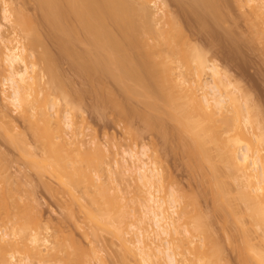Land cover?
Masks as SVG:
<instances>
[{"label":"bare ground","instance_id":"1","mask_svg":"<svg viewBox=\"0 0 264 264\" xmlns=\"http://www.w3.org/2000/svg\"><path fill=\"white\" fill-rule=\"evenodd\" d=\"M203 1L205 2V0ZM259 1L258 0H248V3L251 6V10H253L252 13L254 12L253 14L257 15V11H262L260 14L264 15V0L262 1V3H260ZM34 2L37 3L36 6H38L39 11L42 12L41 14H43L42 17H44L45 21L50 25L53 32L54 33L56 32L58 36L60 35L59 40L61 38L60 41L61 42L63 41L62 43L65 44L62 46L64 47L67 45L66 47H68V49L65 47V50H67V52L69 53V51L71 50L69 49L70 48L69 46H71L72 48H75L77 46L75 49H73L74 51L76 50L77 52L76 51L74 52L73 50H71V52L72 53L74 52L73 59H76V61L79 60L78 61V63L80 62L79 66H82V68H84L83 70H86V72L88 71V73L90 75L92 74L93 76H95L96 74L98 76L108 75V77L110 76L116 81L115 84L118 83L119 85H123L124 87L127 85L126 83L130 81L129 82L130 84L128 83V85H131V83L132 84L134 83L136 84V87L138 89L143 90V91H140L137 88H134L135 85L134 86L131 85L133 90L130 87H126V89L128 88V90L132 91V92L129 91V93L131 92L130 94H132V96L134 94L136 95L137 100L138 99L143 100V102L141 101L140 103L141 104L143 103L144 105V102H145L146 103L145 106L147 105L148 109H150L149 112H144L146 116L144 115L143 111L140 112L139 110L140 115L142 113L144 115V116L141 115L142 117L139 116V112H137L136 107H131L136 110V111L135 110L133 111L135 113L137 112L138 117L144 120V122L147 123L148 125L150 126L152 125L153 127L154 125L156 126L158 124V126H160L158 129L159 130L158 133H160V130L162 129V127L164 129V126H161V124L164 125L165 122L163 119H161L160 116H158V114L156 115V112L159 106L165 108L166 105H169V109L166 107L169 110L167 114L169 118L172 119L171 121L173 122V125L174 124L176 125L175 127L170 126V128H168L169 127L168 125L167 129L165 128L166 130L164 129V131L170 130L171 133L165 132L164 134H172V131H173V134L175 135L172 134L170 139L173 138L175 141L178 139L177 142L183 146V147L178 146V149L179 147L183 148L182 150L181 149L180 150L181 151L184 150L183 153H185L188 156L187 157L184 154L188 159L191 158L188 161L190 166L191 165L193 166V163H194L192 160L193 158L194 159L196 158V160L199 159L197 161L194 160L195 161L194 166L196 167L197 163L199 165L197 166L198 168H196L195 170L198 169L199 173H201V176L203 175L202 176V178H204L203 180H205L207 183L210 182L209 184H211L214 190L217 187L219 188L220 186V188L219 189L217 188L218 190H215V191L217 192L218 197L221 196V198H224L225 201L223 203L221 198L219 199L217 198V199L221 201L220 204L222 205L226 203V205L222 207L223 209L224 208L227 209L231 216L237 215V214H234V212L235 213H238V212L234 211V210H237L236 206L233 205L234 202L233 204L232 202H229V200H232L231 197L233 195L229 199H227L230 195V193L229 192L227 193V191L230 190V188L226 189V186H227V183L230 184L229 181L232 180L231 177L234 175L233 177L235 178L236 181L234 180L232 181L240 184L239 185L240 187L238 186L239 190L243 189V194H241L240 197H239L240 192L239 190L237 191L239 193H237L238 196L236 198L237 199L238 197L239 199L241 198L240 200L238 199V202L241 200H244L243 203L244 202L246 203V204L244 203L245 204L244 206H247V207H244V209L246 208L247 210H244V212L246 211L245 214H247V211H248L247 216L250 218L249 223H251L250 224L251 229L253 228L252 231L260 232V236L255 235L256 233L252 235L254 232H252L249 229L250 230V233H249V230L247 229L248 231L247 234L250 235L252 233L249 236V235H246V232L244 233V231L241 229L242 230L241 233H243L242 235L245 240L244 242L245 243L249 242L248 243L249 245L245 244L244 246L245 248L244 247L243 248L246 249V251L250 248L247 251L248 254H246V256H250L249 259H247L248 257L244 256L245 253H243V251L245 250H243L242 252L241 250H239L241 252V255L244 254L242 256L246 258V260H244L243 259L244 257H242L243 260L241 261L242 262L244 261L243 264L247 260L249 262L247 261L246 264H264V252L262 249L264 248V167H263V164H261L262 159L260 156L261 155L260 153L262 151L261 147L264 146L263 139L260 137L258 141L255 140L257 141V145L255 146V143L253 140L255 139V136L251 131V128H252L251 121L252 120L249 115L250 114L249 111H247V108H246L247 105L242 104L241 102L238 101L234 93L225 84V78L223 77L221 73V69H219V67L215 64L207 63V58L204 55V53L196 45L194 46V44L189 41L190 38L187 39L188 36L186 37L179 23L174 18L168 17L167 18L168 20L166 21L167 28L158 27L160 25L159 24L160 17H157V15L159 14V12H163L164 9L163 8L161 9V6H159L160 8L158 7V10H153V8L157 7V5H159L162 1L161 0H158V1L157 0H34ZM211 4L212 6L210 5V3L208 5L213 7L216 3L215 4L211 3ZM4 6H5L4 7L5 9L3 11L4 13L2 12V14L4 15V19L6 21H10L13 11L9 8V4H7L6 1H4ZM20 11H19L20 13L18 12L20 14L19 16L21 17L20 22L18 24L19 26L24 21H27V17L24 15L25 13H23L21 9ZM15 15L16 13H14L13 16ZM19 16L17 15L18 18L15 17L16 20L19 19ZM21 20H23V22ZM31 22H33V20ZM163 25L164 24H162V26ZM33 27L34 26H32V29ZM22 28H24V25ZM2 29H3V26L0 24V45L3 46L2 51L4 50L3 51L4 56L2 60L3 69L1 71L2 72L4 71L3 73H5L6 71L5 74H8V76L5 75L6 78H4L3 81L1 82V87L3 90L0 89L2 91V92L0 91V93L3 95L5 102L7 101V105L8 106L11 105L15 109V111L19 112V114L21 115V118L24 119V121L27 124L31 125V126L29 125L28 127L31 130L27 129V131L29 132L31 131V133L35 135L36 131L37 133L38 131H40L38 127H40V129L43 130V131H40L42 132V135H41L42 137L39 136L40 132L38 133V135L36 133V135L39 136V138L37 139L35 136V140L41 143L42 139L40 141L38 140L40 138H43L42 141L44 142H42L43 144L42 143L41 144L43 145V148L46 151L45 152L46 159L43 158L42 164L39 165L41 169L38 168L37 166L38 164L36 163V161L34 163L37 165H34V166H36V169L38 168L39 171L49 170L51 171L50 173L53 172V174L51 175L53 176L55 175L57 179L60 181L59 184H63V186H66V187L69 186L67 182H69L70 185L74 183L75 186L74 185L72 186L74 188L80 187L81 191H83L82 195L85 194L87 198L91 199V202L96 201L98 195L100 196L107 195V192L109 190L107 191L106 188H104L105 186L104 183H100L99 185L98 184L96 185L90 175V172H93L94 170L100 167L98 166L99 155H100L99 150L91 149L85 152L86 154L80 151V149L78 148V145L82 146L81 144L83 143L76 140L77 138H79L78 133L80 130H79V125L77 124V122L75 121V117L73 116L72 109H66L63 115H60L57 111V108L59 106V100H60L59 97L57 99L56 97L50 98L49 96V95L55 96V94L64 96L65 94H67L65 93L66 91L63 87L62 82L60 81L61 78L59 77V74H58L61 71L59 72L57 70L58 68L56 67L57 63L55 66V64H53L52 62L53 58L55 57L54 54H53L54 57L50 58L49 55H52V53H48L49 50L47 49L48 50L47 51L46 48L43 46L46 42H44L45 40L41 41L40 39L41 37H39V35L36 32L37 30L36 31L34 30L33 33L27 30L29 32L28 34H30L28 36H30L29 38L31 39H29L27 35L24 34L25 40L28 42V45L30 44V46L27 45L28 46L27 48L28 49L30 48V50H28L25 45H22L20 42L14 43V41L11 39L10 36L16 34V30L15 31L13 30L9 34H6V33L4 34L3 33L4 31ZM22 31L27 32L26 28L22 29ZM27 38L29 39V41L27 40ZM42 42H44V44ZM78 44H81V46L83 45L85 46V47L83 46L84 48L82 52L81 51L78 52L79 49L77 48L80 47V45L78 46ZM40 46H43L46 51H41L39 54H35L34 52H36V50L42 49ZM59 50H62V49H59ZM69 55L67 57H69ZM70 56H72V54ZM28 57H31L33 59V62L28 63L27 61ZM56 61H57V58H56ZM42 64L43 65L45 64L44 65L45 68ZM190 70L194 71V76H195L194 80H189L183 76L185 71H190ZM47 75L50 78L49 80L47 79L48 81L45 80V76ZM206 75H208V77H205ZM62 76L64 77V75ZM166 85L175 86V88L173 87L172 88L176 90L175 91L176 93H174L173 89L171 90L168 89V90L170 91L173 90L172 94L174 93L173 94L174 96L177 95L176 98L173 95H171V92L168 93L169 91L165 89ZM177 87L183 91L185 98L182 97V94H181L182 92L179 94L180 96L178 95ZM103 88H105V84ZM120 88H123V87H120ZM93 89H96V88H93ZM124 89H121V90H124ZM180 89H178V91H180ZM100 90H103V89H100ZM6 92H8L9 95H6L8 94ZM96 92H98L97 89H96ZM47 93H49V95H47ZM70 95L72 99H74L73 97L75 96H72L71 93ZM128 95L129 94H127V96ZM160 95H162L163 97H161ZM125 96L126 94L124 95V97ZM69 97H66L65 95L64 98L68 99V102H69L71 100V97L70 98ZM109 98L110 99L115 98L114 99L115 101H113L112 99L110 100L111 101L110 104L114 103L113 110L117 109L115 111L117 113L119 112L118 115H120L121 118H124V120L126 119L128 120V116L130 115H128V113H126L125 111V108L128 106L125 107L124 105L125 103L123 102L124 99L121 102L122 99L120 100L119 98H116V97H109ZM164 98L166 100V103H164L165 101H161V100H164ZM181 98L186 99L188 103H185L186 100L180 101ZM117 99H119V101ZM131 99H128V100L131 101ZM128 100L127 102H129ZM157 100L158 102H161L162 104L157 103ZM118 103H120L119 104L120 106H122L121 103H124L123 104L124 107H119V105H117ZM162 105H164L165 107ZM161 107L159 108L158 112L160 111ZM80 109H81V106H80ZM99 109H102L103 111L108 110V109H104L101 107ZM53 110H54V113H52ZM129 111H132V110L130 109ZM151 111L152 112L156 111V112H154L155 114H153ZM243 111H244L245 116L243 114ZM245 112L247 113V115ZM137 113L135 114V116L137 115ZM147 113H150V116L152 115L153 117L154 115L158 116L159 120L161 121L163 120L164 124L163 122H161V124L157 123L159 122V120L157 119L158 117L157 118L155 117L156 118L155 120L156 121L158 120L156 122L152 116L151 117L147 116ZM131 114L133 113L131 112ZM155 122L157 124H155ZM62 125L64 126L65 131L67 130V131H70L71 133L67 132L65 135V131H63ZM165 125L167 126V124ZM33 126L37 128V129L35 128L36 130V131L34 130L35 132H32V129H34ZM125 126H127L126 123H125ZM158 126L153 127V128L157 129ZM171 128H174V130H172ZM77 130H79L78 133H77ZM129 132H132V131H129ZM66 136L69 139H67ZM169 136L170 135H167V136L165 135L163 137L166 138V140H168L167 138H169ZM175 136H177L176 137L177 139H175ZM9 137L11 139V136ZM16 142H19V141L16 140ZM212 151H214V153L216 152V155H213V156L214 157L216 156L215 158L217 159H214V157L212 156V153H213ZM147 153L148 152L146 151V148H144L141 151V153L140 152L134 153L133 151L124 152V155L126 157H130L131 161L133 162L132 167L128 166L124 168L125 171L127 173L129 172L130 174H134L136 176L138 180L136 181V183L141 186V191H142V188L147 190L146 195L144 194L145 192H141L142 195H145L146 197L145 198L143 197L144 201H143V204L141 205L142 211L140 208V212H141V214H139L140 216L139 217L134 216V217H137L136 218L137 220L135 219V222L137 221V224L133 223L130 225L129 228L128 227L123 228L121 224H124V221L117 220L118 223L112 222L113 217L111 219L112 221L110 222H109V219L111 217L108 219H105V217H103L106 221H104V219L101 218V221L103 219V222H101L100 219L98 218V216L101 217V212L98 213L100 214L98 215L96 212L90 211L88 214L91 217V220H92L91 222L93 223L91 225L92 226L94 225L93 228H95V225L96 227L98 226L102 229L109 230L112 228V231L111 230L110 231L112 233L114 232L117 237L121 238V241L123 243L122 245H124L125 249L128 252H130L131 254H133L134 257H136V259L138 260L136 261L139 262L140 264H179L181 260L178 261L177 259L178 254H176V252H174L173 250V248L175 249L177 247L171 246V243L174 244L173 242L175 243L177 242L176 246L179 245L178 249H180L181 254L184 257L183 261H186V264H211L212 261H214L213 259L214 256L210 251L212 248H214L213 246L212 248L210 247V245L212 244V241H211L212 236L210 238V235L207 233L206 231L207 229H206L205 231L209 236L204 235V243L201 242L202 244L199 243L200 245H198V243L196 244V241H195V244H194L195 238L197 239L200 238L198 237L199 233L205 232L204 229L203 231H200V228L198 226L199 222L196 223L195 221H193V225H192L191 223L192 221H189L188 216H187L188 217V220H187V217L184 216L183 213L182 215L186 217L184 219L187 220L188 222L179 216L178 203L181 202L180 199L182 197L180 199H177L176 197L177 195L175 194L176 192H171V193L168 192L169 197L167 194H166L167 196L165 195V197H168V199H165L159 196L161 195V191H160L161 189L159 188L160 189L159 190L160 192H159L156 184H158V182H160L161 179L163 178L161 177L162 173L156 167V165L149 162L151 161L149 160L151 157L150 158L147 157ZM190 161L193 163L191 164ZM219 161L220 163L222 162V164L224 165L223 167L224 168L226 167L227 169V172L226 171L223 172V171H219L223 168L218 167L219 168L218 171L221 172L220 173L221 176L223 173L225 174L230 173L231 180H228L227 183H224V182L229 177L226 179L223 178L226 175H223V177L220 176L221 178L219 179L217 178L218 177L217 174H219V172L217 171L216 164L217 166H221ZM119 163L120 162L118 161L117 164L119 165ZM204 163H207L210 165L209 166L205 164L207 165V167L209 166L208 169H210V167H213V169L215 170L216 168L215 171L217 173H215L214 171V174L216 176L212 174L213 169H210L209 172L210 173L212 172L211 174L216 177L214 178L217 179V181L214 178H211L212 175L205 172V169H203V167L205 166ZM190 166L189 168L192 167ZM51 168L53 171L50 170ZM200 168H201V171H200ZM228 169L230 171L229 173H228ZM202 170L205 173H203ZM222 178L225 181L220 180ZM215 182L217 184L221 183V185L218 186ZM212 183L214 185L216 184L217 187L216 185L213 186ZM224 184H226L225 188H223ZM159 185L158 187H160ZM73 187H72V190H73ZM155 187L157 190L155 189ZM116 188H117L116 189L117 194L115 192L113 197H115L114 199L120 200L119 198L123 196L122 195L123 192H121V190L119 189V186H117ZM240 191L242 192V190ZM92 192L94 194H92ZM216 192L214 193L216 194ZM95 193L98 195L96 196ZM157 193H159V195ZM12 194L10 193V195ZM226 194L228 197H226ZM178 196L180 197V195ZM84 197H81V198H84ZM242 197L244 199H242ZM102 198L103 197L101 196L100 200L105 199V197L103 199ZM232 198L234 199V201L235 200L237 201L235 196ZM228 203L229 205H227ZM238 205L237 207H239ZM227 206L230 207V209H232L233 213ZM232 207L236 209L233 210ZM101 208L103 207L101 206ZM187 211L188 210H186V213L184 214L189 215L188 213L189 211L188 212ZM91 212L96 213L97 216ZM6 215L7 214H5V217ZM116 217L117 216H115L114 218L115 220H116ZM192 218L190 217L191 220ZM182 219L184 220V222H182L183 221ZM198 220L199 219H197V221ZM205 221L207 220L205 219ZM178 222H182V226L183 224H185L183 231L182 229L180 231ZM114 223L118 227L114 226ZM242 227L243 226H241L240 228ZM93 228H91V233H96L94 231H97V230ZM202 228H204V226ZM247 228H250V227L248 226ZM20 229L23 230V228H20ZM124 229L125 230L127 229V230L125 231ZM98 232L96 233V235L98 234ZM23 234L24 232L22 231V235ZM24 235H23V238H21L23 240L26 238L24 237ZM93 236L95 239L98 238L94 234ZM246 236L247 237L249 236V238H247ZM251 236H255V237L257 236L256 238H258V240H261L259 250L258 248H255L253 245H251L250 243L251 242L250 239L252 238ZM4 237H8L7 234L4 235ZM192 238L194 240H192ZM246 238L248 239V241ZM29 240L31 241L32 244H35V245H37V243L39 244V242L41 241L38 235L36 234H33L32 236H30ZM206 240L208 242H206ZM5 242L8 243L7 241ZM43 242L45 244H49V240L45 239ZM0 244H2L3 246L5 243L0 242ZM11 245H13V243ZM250 245L252 247H250ZM5 249L7 250V248ZM36 249L38 248H34V250ZM178 249H175V251ZM3 252L4 251H0V256H1L0 262L2 264H27L28 263V261L25 259H23L24 261L22 259L21 261L19 260L17 261L16 257L14 256L15 253L10 255V258L12 261H8L6 260V256L4 257ZM35 253H37V250ZM70 255L69 257H72V255L71 256ZM218 257L216 256L215 258H218ZM70 260L74 261V260H77V258L75 259V256H73L72 259L71 258L69 259V261ZM75 262L74 264H76ZM79 262L81 263L82 261L79 260ZM69 263L67 262V264ZM39 264H46V263L41 262ZM84 264L86 263L84 262Z\"/></svg>","mask_w":264,"mask_h":264},{"label":"rangeland","instance_id":"2","mask_svg":"<svg viewBox=\"0 0 264 264\" xmlns=\"http://www.w3.org/2000/svg\"><path fill=\"white\" fill-rule=\"evenodd\" d=\"M4 1H6V3L9 4V8L13 11V12L11 11L12 16L10 21H6L4 19V15L2 14V12L5 9ZM161 1L162 2L159 5H157V7L153 8V10H158V7L161 6V9L162 8L164 9L163 12H159V14L157 15V17H160L159 18L160 25L158 27L167 28L166 21L168 20L167 19L168 17L174 18L179 23L186 37L188 36L187 39L190 38L189 41L193 43L194 46L196 45L204 53V55L207 58V63L215 64L219 67V69H221V73L225 78V84L234 93L238 101L241 102L242 104L247 105L246 108L247 111H249L250 113L249 115L252 120L251 131L255 136V139H253L255 146L257 145V141L259 140L260 137L263 139V143H264V15L260 14L262 11H257V15L253 14L254 12L252 13L253 10H251V6L248 3V0H215L216 2L213 0L216 4L211 0H208L209 2L207 0H205V2L203 0L202 1L201 0H161ZM262 1L263 0H260L259 2L262 3ZM209 3L211 6H212L211 3L215 5L211 7L208 5ZM36 5L37 3H35L34 0H0V24L3 26L2 29L4 31L3 33L9 34L13 30L14 31L16 30V34L10 36L11 39L14 41V43L20 42L22 45H25L26 48L30 46V44L28 45V42L25 40L24 37V34H26L28 38L30 37L28 36L30 34H28L29 32L27 30H29L32 33L34 30L35 31L37 30L36 32L39 35V37H41L40 38L41 41L45 40L44 41L46 42L45 44L44 42H42L44 44L43 46L46 48V50L47 49L49 50L48 53H52V55H49L50 58H53L55 56L52 62L53 64H55V66L57 63L56 66L58 67L57 70L59 72L61 71L58 74L59 77L61 78L59 79L62 82L63 87L66 91L65 93L68 94L70 92L72 96L76 97V99L75 97H73L74 99H72L70 93L68 94V96L67 94H65L66 97L69 96L71 97V100L69 99L70 103L68 102V99L64 98L65 95L63 96V95L55 94V96H53V95H49V93H47V95H49L50 98L56 97L58 99L59 97L60 100L57 111L60 115H63L66 109H72L73 116L75 117V121L79 125V130H80V131L77 130V133L79 131L78 133L79 138H77L76 140L83 143L81 144L82 146L78 145L80 151L85 153L91 149L99 150L100 155H99L98 166L100 167L94 170L93 172H90V175L96 185L97 184L99 185L100 183H104L105 185L104 188H106V190L109 191L107 192V195H101L103 198L105 197L104 200H100L101 196L95 193L96 196L98 195L97 200L91 202V199L87 198L85 194L82 195L83 191H81L80 187L74 188L72 186V185L75 186L74 183L70 185V183L67 182L69 186L67 187L63 186V184H59L60 181L57 179L55 175H54L55 177L51 175L53 174V172L50 173L51 171H49L48 169L47 170L49 171V173L48 171H43V170L39 171V169H41L39 165L42 164L43 158L46 159V155H45L46 151L44 150L42 145L43 144L42 142H44L42 141L43 138H40L38 140L40 141L42 139L41 140L42 144H41L40 142H37V140H35V136L38 139L39 136L42 135V132L40 131L43 130H41L40 127L37 126L38 129L40 130L38 131V133L40 132L39 136H37L38 133L35 130L36 128L35 126H33L34 129H32V132L36 131L37 135L36 133L34 135L33 133H31V131L30 132L27 131V129L31 130L30 128H28L30 124H27L24 121V119L21 118L19 112L15 111V109L11 105L9 106L7 105V101L5 102L3 95L0 93V190H1L0 191V238H1L0 242L5 243L4 244L5 246L4 245L2 246V244H0V248H1L0 251H4L3 255L4 257L6 256V260L12 261L10 255L15 253L14 256L16 257L17 261L18 260L21 261V259L22 260L25 259L28 261L29 264H39L41 262L42 263L44 262L46 264H65V263L67 264V262L68 263L70 262L71 264H74L75 261L76 264L77 263L84 264V262L86 264L88 263L89 264H140L139 262H137L138 260L136 259V257H134L133 254L128 252L125 249L124 245H122L123 243L121 241V238L117 237L114 232L113 233L111 232L112 228L109 230L102 229L98 226L96 227V225L95 228H93L94 225L93 226L91 225L93 223L91 222L92 220L88 213L90 211H94L97 214L101 212V217L98 216L100 221L101 218L103 217H105V219L111 217L109 219V222L113 220L112 222L118 223L119 220H123L124 224H121L123 228L126 227L129 228L130 225L133 223L137 224V221L135 222V219L140 216L139 214H141L140 208L142 207L141 205L143 204L144 201L143 197L144 198L146 197L145 195L147 190L142 188L141 191V186L136 183V181H138L136 176L134 174H130L129 172L127 173L125 171L124 168L128 166L132 167L133 162L131 161L130 157H126L124 155V152L133 151L134 153H138V152L141 153V151L144 148H146V151L148 152L147 157L149 158L151 157L149 159L151 161L149 162L156 165V167L162 173L161 177H163L160 181L161 183L158 182V184H156L158 191L161 189L160 190L161 195H159V193L157 194L162 198L168 199L169 197L168 192L169 193L176 192L175 194L177 195L176 196L177 199H180L182 197L180 199L182 203L179 202L178 200L179 216L183 219L188 216L189 221H192L191 222L192 225H193V221H195L196 223L199 222L198 226L200 228V231H203V229L205 231L207 229L206 231L210 235V238L212 236L211 238L212 244L210 245V247L212 248L213 246L214 248H212L210 251L214 256V257L212 256L214 261H212L211 264H219V263L243 264L244 261L242 262L241 260L243 259L246 260L245 257H248L247 259L250 258V256H246V254H248L247 251L250 248L248 249L247 248L248 246L246 245L247 246L246 248L248 250L246 251V249H244L245 244H248L249 242L246 243L244 242L245 240L243 238L242 235L243 233H241V231L243 230L244 233L246 232V235H249L247 234L248 233L247 229L248 230L250 229L252 231L253 228L251 229L250 226L251 223H249L250 218L247 216L248 211L247 214H245L246 211L244 212V210H247L246 208L244 209V207H247L244 206L246 203L245 202H244L245 204L243 203L244 200L239 201L240 203L238 202L239 197L241 196V194H243V189H240L242 190V192L239 190L238 186L240 184L234 182L236 181L235 178L233 177L234 175L231 177V179L234 180L232 181L230 179L229 169H228L229 174H225L223 172L224 171L227 172V169L226 167L225 168L223 167L224 165L222 164V162L220 163L219 161L221 166H217L216 164L217 171L220 167L223 168L219 170V171H223L222 176L220 174L221 172L218 171L220 175L217 174L218 175L217 178L219 179L223 177V175H226L225 177H223L224 179L229 177L226 181L223 178L220 180H224L225 181V182L223 181L224 183H227L228 180H231L229 181L230 184L227 183L226 186V189L230 188V190L227 191V193L228 192L230 193V195L228 194L229 197L226 194V197H228L227 199H229L232 195H233L232 197L235 196L236 198L238 196L237 193L240 192L238 199L236 198L237 201L235 200L237 203L234 201L232 197H231L232 200H229V202H232V204L234 202L233 205L236 206L237 210H234L236 208L233 207L232 208L234 211L238 212V213L234 212V214L237 215L231 216L227 209L225 208H224L225 210L223 209L226 203L224 205L220 204L221 201H219L218 199L221 198V196L218 197L217 192L215 191L220 188L219 185H221V183L217 184L215 182L219 186V188L215 184L218 189L216 188L214 190L211 184H209L210 182L207 183L205 180H203L204 179L202 178L203 175L201 176V173H199L198 169L195 170L196 168H198L197 166H199L197 162H196L197 163L196 167L194 166L195 165L194 160H196V158L192 159L194 163L191 162L192 160L190 161L191 164L193 163V166L191 165L192 166L191 167L190 164L188 163L189 159L191 158L188 159L187 158L188 156L185 153H183L184 150L181 151L183 149L181 147L183 146L177 142L178 140L176 138L177 136H175V139H177L176 141L173 138H171L173 141L170 139V137L173 134V131L172 134H164L165 132L168 133L170 132V130L164 131L165 128L167 129L168 125H169L168 128H170V126L175 127L176 125V124L173 125V122L171 121L172 119H170L167 114V112H169L168 110L169 105H166L168 109L164 106L165 105L164 103H166L165 98L164 100L161 101H165L163 103L164 105L162 106H164L166 109L159 106L158 110L161 107L162 111L161 109L160 111L162 113L159 111L160 112L159 114L158 110H157L158 113L156 111L154 112H156V115L158 114V116H160L161 119L164 120L167 126L164 124L163 120L162 121L159 120L158 116L156 115H154V117L152 116L153 114H155L154 112L151 111L153 114L150 112L154 120L158 117L157 119L159 120V122H157L158 120L157 121L155 120L157 123L161 124V122H163L164 124V125L161 124V126H164V129L162 127L160 133H158L159 132L158 129L160 126H158L156 122L155 124H157L156 126H158L157 129L153 128L156 127L154 124H153L154 126L152 127V125L151 126L148 125L147 123L144 122V120L138 117L137 112H139V110L140 112L143 111L144 113V112H149L150 109H148L147 105L145 106L146 104L145 102L144 105L143 103L142 104L140 103L141 101L143 102V100L141 99L137 100L136 95L133 94L132 96V94H130L132 91L128 90V88L126 89V87L132 88L131 85L133 86L135 85L134 88H137L136 84L131 83V85H128V83L130 82L129 81L128 83H126L128 86L125 84L126 86L124 87L123 85H119L117 83L119 85L118 86L117 84H115L116 81L110 76L108 77V75H103L104 77L99 75L101 78L100 79L97 74L96 75L94 74L96 76L95 77L92 74L90 75L88 71L86 72V70H83L84 68H82V66H79L80 65L79 64L80 62L78 63L79 60L76 61V59H73L74 58L73 54L76 51V50L74 51L73 49H75L77 46L75 48L69 46L70 47L69 49L74 51L73 53L71 52V50L69 51L70 55L72 54L73 57L70 56L67 50H65V47L67 45L64 47L62 46L65 44L62 43L63 41L62 42L60 41L61 38L59 40L60 35L58 36L56 32L55 33L53 32L50 25L45 21L44 17H42L43 16V14H41L42 12L39 11L38 6ZM20 9L22 10L23 13H25L24 15L27 17V21L31 22L33 20V22L31 23L27 21L23 22V20H21L27 32H24L25 30L22 31V29H24L22 28L23 27L22 24H20L21 27L18 25L21 19V17L19 16L20 15L19 13L21 12ZM14 13H16L15 16H13ZM17 15L19 16V19L16 20V18H18ZM41 19L44 20L42 21ZM161 22L162 24H164L163 26ZM32 26H34L33 29ZM28 38L27 40L29 41V39L31 38L29 39ZM79 45L80 47L77 48L79 49L78 52L80 51L82 52L85 46L83 45L84 46L83 47L81 46V44H78V46ZM43 46H40L43 50L42 49L36 50V52L34 53L39 54L41 51H46ZM2 47L3 46L0 45V87L3 79L6 78V76H8V74H5L6 71L5 73H3L4 71L3 72L1 71L3 69L2 60L4 56L3 55L4 50L2 51ZM66 48L68 49V47ZM28 50H30V48ZM64 53H66L67 55ZM68 55L70 59L69 57H67ZM56 58L58 62L56 61ZM27 61L28 63H31L33 62V59L31 57H28ZM62 75H64V77ZM183 76L189 80L195 79L193 70L185 71ZM205 77H208V75H206ZM47 79L48 80L50 79L48 75L45 76L46 81H48ZM66 79L68 80V82ZM99 84L102 86V88ZM104 84H105V88H103ZM172 87L175 88L174 85L173 86L166 85L165 87V89L169 91L168 93L171 92V95L176 93L175 92L176 90H174ZM93 88H96L98 92H96V89ZM0 89H2V87ZM168 89L170 90L173 89L174 93L172 94L173 90L170 91ZM178 89H177L178 95L182 92L181 93L182 97H184L185 95L183 94V91L181 89L180 91H178ZM138 90L143 91L141 89ZM129 91L131 92L129 93ZM125 94H126L125 97L127 98L124 97ZM127 94H129L130 96L129 95L127 96ZM6 95H9V93ZM160 96L163 97L162 95ZM176 96L177 95H175L174 97L176 98ZM109 97H116L119 98L120 100L122 99L121 102L124 99L123 102L125 104L121 103L122 106H120L119 105L120 103H118L117 105H119V107H124V105L125 107L128 106L125 108L126 113L130 115L128 116V120L127 119L124 120V118H121L120 115H118L119 112L117 113L115 111L117 109L113 110L114 103L112 102L113 104H110L111 103L110 100L112 98L110 99ZM114 99L112 100L115 101ZM119 99L117 100L119 101ZM126 99L127 100L131 99V101L128 100L129 102H127ZM183 100L185 101L186 99H182V98L180 99V101ZM157 103L162 104L161 102H158V100ZM185 103H188L187 100L185 101ZM100 107L108 110L103 111L102 109H99ZM129 107L132 111H129L130 110ZM131 107L137 108V112H136L137 118L135 116L136 113L133 111L135 109ZM131 112L133 114H131ZM140 112H139V116L143 115V113L140 115ZM52 113H54V110L52 111ZM150 113H147V116H150ZM144 115L146 116L145 113ZM125 123L127 126H125ZM62 127H63V131H65L63 125ZM171 129L174 130V128ZM67 132L70 131L66 130L65 135ZM165 135L166 136L170 135L169 138H167L168 140H166V138L163 137ZM9 136H11V139ZM66 138L69 139L67 136ZM15 139L19 142H16ZM178 146L181 147H179L178 149ZM261 150H262L260 153L262 159L261 164H263L264 167V146L261 147ZM212 152H213L212 156L216 155V152L215 153L214 151ZM215 157L214 159H217ZM35 161L38 165L34 163ZM118 161L120 162L119 165L117 164ZM205 164L207 163H204V165ZM34 165H37L39 169L38 168L36 169V166ZM207 165L204 166L205 168L203 167V169H205V172L209 173L210 175L214 174L216 168L214 167L215 168L214 170L213 167H210V169H213L212 170L213 173L211 172L212 173L211 174L209 172L210 169H208L210 165L208 167ZM189 166L191 168H189ZM50 170H52V168ZM205 172L203 171V173ZM215 173L217 172L215 171ZM214 175H212L211 178H214L216 176ZM215 180L217 181V179ZM158 185L160 187H158ZM212 185L215 186L213 183ZM225 185L226 184H224L223 188H225ZM71 186L73 187V190ZM117 186H119V189L121 190V192H123L122 193L123 196L122 197L120 196L121 198L118 197L120 200L114 199L115 197H113L115 192L117 194V190H116ZM231 189L235 191L233 192ZM75 190L77 191V193ZM238 190L239 192H237ZM230 191L232 192V194ZM141 192H145L144 193L145 195H142ZM214 192H216V194ZM10 193L11 194L13 193L14 195L13 194L10 195ZM92 194L94 193L92 192ZM166 194L168 195V197H165ZM178 195H180V197ZM80 196L81 197L85 196V197L81 198ZM221 199L224 203L225 201L224 198ZM242 199L244 198L242 197ZM227 205H229V203ZM237 205L239 207H237ZM101 206L103 208H101ZM228 208L230 209V207ZM186 210L189 211V212L187 211L189 215L184 214L186 213ZM230 210L232 211V209ZM94 212L91 213L96 215V213ZM182 213L186 217H184ZM5 214H7L6 217ZM114 215L117 216L116 220L114 219L115 218ZM192 216L193 218L194 217L195 218L193 219ZM190 217L192 218V220L190 219ZM196 218L199 220L197 221ZM103 219L101 222H103ZM105 219L104 221H106ZM205 219L207 221H205ZM184 220L182 222H184ZM182 222H178L180 231L181 229L183 231L185 227V224H183L182 226ZM201 224L204 226V228H202L203 226ZM114 226L118 227L117 225H115V223ZM241 226L243 227L240 228ZM245 226L247 227L249 226L250 228H247ZM20 228H23V230ZM91 228L96 229L97 231L93 230L96 233L99 231L98 234L96 235V233H91ZM21 230L25 234V235L23 234L24 237H26L24 240L21 239L23 238ZM206 231L199 233L198 237L200 238L198 239L195 238V240L192 238V240H194V244L195 241L196 244L198 243V245L202 244L201 242L204 243V235H208ZM252 232H254L253 234L251 233L252 235L256 233L255 235L260 236V232H255V231ZM6 234L8 237H4V235ZM33 234L38 235V237L41 240L39 244L37 243V245L32 244L31 241L29 240L30 236H32ZM93 234L98 238L95 239ZM249 236L246 237L249 238ZM251 237H252L250 239L251 245H253L255 248H258L259 250L261 240H258V238H256L255 236H251ZM45 239L49 240V244H45L43 242ZM5 241L10 243L8 244ZM206 242L208 241L206 240ZM12 243L13 245H11ZM173 243L174 244L171 243V246L177 247L175 249H178L179 245L176 246L177 242L176 243L173 242ZM251 245L250 247H252ZM4 247L7 248V250ZM13 247H15L16 249ZM239 247L242 249H240ZM34 248H38L39 251L38 249H36L37 253H35L36 250H34ZM175 249L173 248L174 252L178 254L177 255L178 261L181 260L182 262V263L180 262L181 264H186V261H183L184 257L182 256L180 249L176 251ZM262 249L264 252V248ZM217 250L219 251V253ZM239 250H241V252L245 250L243 251L245 255L242 254L245 257L241 255V252ZM70 254L72 255V257L75 256V259L77 258V260L69 261L70 258L72 259V257H69ZM216 256L219 257L215 258ZM242 257L244 258L242 259ZM218 259L220 260V262ZM79 260H81L82 262L80 263ZM246 262L244 264H246ZM0 264L2 263L0 262Z\"/></svg>","mask_w":264,"mask_h":264}]
</instances>
